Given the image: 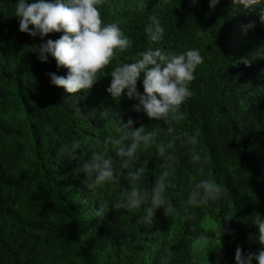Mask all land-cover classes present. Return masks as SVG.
<instances>
[{
  "label": "trees",
  "instance_id": "16d2710c",
  "mask_svg": "<svg viewBox=\"0 0 264 264\" xmlns=\"http://www.w3.org/2000/svg\"><path fill=\"white\" fill-rule=\"evenodd\" d=\"M16 3L0 0V264H235L238 246L245 253L259 251L253 216L264 217V0L253 13L233 0H220L215 9L209 0H103L102 18L119 21L133 47L113 61L89 93L75 95L54 86L46 75L66 77L68 70L57 68L51 56L40 62L36 53V47L64 33H52L45 41L21 33ZM151 16L165 29L155 44L145 33ZM252 21L255 27L248 29ZM147 47L176 54L200 50L204 63L194 74L193 95L182 105L186 119L176 129L199 132L205 175L228 190L222 201L197 209L196 220L187 219L183 205L196 173L187 149L177 141V174L167 192L177 213L172 219L157 210L151 228L140 223L141 212L113 207L120 186L90 191L76 162L57 154L75 139L104 151L114 132L100 115L103 108L125 123L131 118L134 129L164 126L143 110L134 111L138 101L126 91L118 101L106 91L112 68L134 62ZM137 88L143 94L142 78ZM108 148L117 172H123ZM141 159L149 160L145 183L151 188L162 160L154 149ZM101 207L105 211L99 216ZM227 215L230 220L224 219ZM206 218L217 226L219 218L228 230L220 238L224 259L211 260L209 249L194 243L201 232L218 236L219 226L217 233L204 227Z\"/></svg>",
  "mask_w": 264,
  "mask_h": 264
},
{
  "label": "clouds",
  "instance_id": "9594fccd",
  "mask_svg": "<svg viewBox=\"0 0 264 264\" xmlns=\"http://www.w3.org/2000/svg\"><path fill=\"white\" fill-rule=\"evenodd\" d=\"M195 3V0H192ZM220 0H209V7L215 9ZM103 0H17L15 17L19 22V31L30 37H39L41 41L52 33L63 32L58 40L48 39L38 47V60L48 62L51 56L57 68H66L68 75L57 76L46 73L51 83L63 88L68 94L75 95L81 91L89 93L95 84L105 75L106 70L117 57L133 47V42L125 36L119 26V21L106 22L102 18L100 6ZM233 4L246 13L255 12L260 0H233ZM151 23L145 28L147 39L155 44L162 40L165 29L155 17H150ZM264 23V15L260 16ZM248 29L255 27V21L250 22ZM204 58L199 49L189 48L176 54L162 48L147 47L139 53L134 62L119 63L112 68L111 83L106 91L114 100H119L123 93L129 99H135L138 104L134 111L143 112L156 123L154 127L133 128L130 118L127 123L111 108H103L101 117L108 118L113 135L105 140V150L91 149L87 141L73 140L59 147L57 154L76 162L77 171L85 176V184L90 191L103 188L106 184L120 186L119 197L113 202L117 210L139 211L140 223L145 228H151L156 212L163 210L167 218L174 219L177 208L174 207L167 192L171 181L176 177L177 156L173 149L177 141L187 149L191 163L195 166V175L189 183L187 199L183 212L187 219H197V209L222 201L228 196V190L215 179L205 175V159L199 150V132L188 134L178 132L176 124L186 119L182 105L193 95L191 83L195 73ZM143 81V94L138 91L137 83ZM167 140H161V136ZM119 159L117 172L113 159L109 156V148ZM151 149L162 160L161 172L155 176L154 185L148 188L145 181L149 173V160L141 159L142 154ZM90 155H86L88 152ZM126 181V186L121 180ZM105 209L101 207L97 215L102 216ZM230 220L231 215L224 217ZM218 245L212 247L210 237L199 233L194 243L201 250L208 248L219 252L221 236L227 229L221 226L218 218ZM253 223L258 228V242L262 246L257 252H243L236 248L235 264H264V217L254 214ZM208 252V254H209ZM208 264V261H207Z\"/></svg>",
  "mask_w": 264,
  "mask_h": 264
},
{
  "label": "rangeland",
  "instance_id": "374dc122",
  "mask_svg": "<svg viewBox=\"0 0 264 264\" xmlns=\"http://www.w3.org/2000/svg\"><path fill=\"white\" fill-rule=\"evenodd\" d=\"M204 227L207 228V229H209L213 233H217L218 232V226H217V224L215 223V221H213L210 218H206L205 219V221H204ZM210 240L212 241V245H211L212 247H215V246L218 245V239L211 238ZM209 255L213 257L211 260L224 259L223 245L221 244V247H220L219 252L216 251L215 249H213V250H211L209 252ZM197 256L199 258V255H197Z\"/></svg>",
  "mask_w": 264,
  "mask_h": 264
}]
</instances>
